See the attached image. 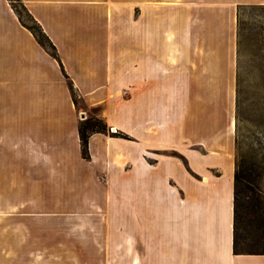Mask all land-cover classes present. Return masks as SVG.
I'll return each instance as SVG.
<instances>
[{"label": "crops", "instance_id": "0c3cea01", "mask_svg": "<svg viewBox=\"0 0 264 264\" xmlns=\"http://www.w3.org/2000/svg\"><path fill=\"white\" fill-rule=\"evenodd\" d=\"M24 1L58 46L65 69L79 91L91 96L108 87L112 94V82L120 77L121 0ZM198 1V6H192L197 12L182 18L191 17L190 25H202L212 34L219 29L216 35L222 40L207 44L202 73L179 76L182 82L174 91V126L167 101L168 33L189 29L182 31L178 25L168 29L166 0H143L144 142L149 148L158 144L160 149L165 143L179 146L184 140L180 130L183 124L196 126L198 110L189 103L182 112L178 109V97L184 104L183 97L191 93L189 81L206 80L202 94L210 96L224 92L215 90V82L230 80V74L216 72L215 50L222 47L227 36L232 37L231 20L222 26L217 19L226 16L225 6L230 7L232 1ZM185 46L199 48L194 41L185 42ZM154 48L159 57L153 56ZM179 54H184V49ZM119 89L117 85L114 90L120 93ZM73 106L60 61L22 22L10 0H0V217L9 215L11 209L34 207L43 182L44 186H55L56 177L66 176L72 165L65 130L70 129ZM188 139L205 147L201 152L188 147L181 160L171 154H145L142 189L129 187L128 214L130 219L137 214L141 218L145 264H264L263 253L234 251L237 163L230 146L220 137ZM152 160L156 162L152 164ZM137 193H142V200L137 201Z\"/></svg>", "mask_w": 264, "mask_h": 264}, {"label": "rangeland", "instance_id": "374dc122", "mask_svg": "<svg viewBox=\"0 0 264 264\" xmlns=\"http://www.w3.org/2000/svg\"><path fill=\"white\" fill-rule=\"evenodd\" d=\"M231 1L230 7L225 6L226 16L217 19L221 20L222 26L231 20L232 37L227 36L222 47L215 50L216 72L230 74V80L215 82V90L223 89L224 92L216 91L210 96L202 94L208 84L206 80L189 81L191 93L183 97L184 104L182 98L178 97V109L182 112V107L189 103L198 110L200 118L196 126L188 127L185 123L180 128L184 136L182 144L175 146L165 143L159 149L156 148L158 144L149 148L144 142V2L121 0L119 81L112 82V94L107 87L98 95L85 96L66 71L70 88V83H73L80 94L76 102L71 88L75 107L71 126L68 127L70 129L65 130L66 142L70 143L72 166L66 170L65 177H56L55 186H44V182L41 184L38 204L34 203V207L11 209L9 215L0 217V264H145L141 218L137 214L135 219H130L128 214L129 187L135 186L137 191L142 189L145 154L152 153L154 157L171 154L181 160L188 147L200 152L205 147L199 143L192 144L188 138L220 137L228 148L230 146L237 165L244 160V168L252 174V181L264 197V2ZM166 2L164 18L168 29H171V25H178L182 31L183 28L189 29L183 33H168L167 101L172 113L169 117L175 126L177 98L174 91L182 82L178 80L179 76L202 73L210 42L222 39L216 35L221 32L219 29L214 30V37L212 32L204 31L202 25H190L191 17L182 18L184 14L196 13L192 6H198L200 1ZM154 3L158 1L153 2V8ZM241 18L245 21L243 26L246 32L255 36L259 44L257 52L248 48L250 52L246 53V60L239 53ZM182 19L187 22L183 23ZM192 41L199 44V48L185 46V42L191 44ZM182 49L184 54H179ZM57 50L62 61L58 46ZM155 50H152L155 53L153 56L159 57ZM241 60H244L242 73L246 81L242 83V105L238 114ZM117 85L120 93L114 90ZM89 117L103 118L108 126L106 132L92 133L89 155L85 156L79 128ZM155 162L152 160L151 163ZM138 197L137 201L142 200V193Z\"/></svg>", "mask_w": 264, "mask_h": 264}, {"label": "trees", "instance_id": "16d2710c", "mask_svg": "<svg viewBox=\"0 0 264 264\" xmlns=\"http://www.w3.org/2000/svg\"><path fill=\"white\" fill-rule=\"evenodd\" d=\"M10 2L22 22L34 32L40 43L61 61L56 44L46 32L43 25L27 7L25 2L23 0H10ZM244 22L245 21L241 18L239 29V53L240 57L246 60V53L248 51L250 52L248 48L257 52L259 51V44L255 36H251L246 32V28L243 26ZM244 60L240 61L238 114H240V106L242 105V83L246 81L242 73L244 70ZM64 71L66 76L69 77L65 69ZM70 84L73 95L75 96V101L77 102V97L80 94L75 85L73 83ZM107 126L103 118L97 117H89L80 124L79 131L83 154L85 156L89 155V144L92 133L106 132ZM251 175L252 174L244 168V160H240L235 175L234 251L235 253L264 254V197L261 191H259V188L252 181Z\"/></svg>", "mask_w": 264, "mask_h": 264}, {"label": "bare ground", "instance_id": "6f19581e", "mask_svg": "<svg viewBox=\"0 0 264 264\" xmlns=\"http://www.w3.org/2000/svg\"><path fill=\"white\" fill-rule=\"evenodd\" d=\"M206 180H207V178H206Z\"/></svg>", "mask_w": 264, "mask_h": 264}]
</instances>
